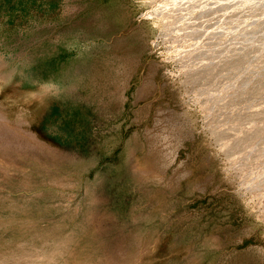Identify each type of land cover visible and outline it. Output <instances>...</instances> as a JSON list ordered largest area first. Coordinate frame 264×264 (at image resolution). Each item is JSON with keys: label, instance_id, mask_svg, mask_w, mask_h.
Returning <instances> with one entry per match:
<instances>
[{"label": "rangeland", "instance_id": "1", "mask_svg": "<svg viewBox=\"0 0 264 264\" xmlns=\"http://www.w3.org/2000/svg\"><path fill=\"white\" fill-rule=\"evenodd\" d=\"M0 264H264V0H0Z\"/></svg>", "mask_w": 264, "mask_h": 264}]
</instances>
